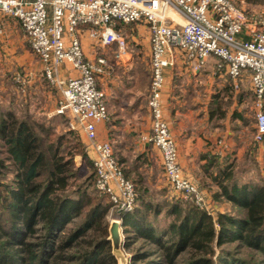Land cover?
<instances>
[{"label":"trees","instance_id":"trees-1","mask_svg":"<svg viewBox=\"0 0 264 264\" xmlns=\"http://www.w3.org/2000/svg\"><path fill=\"white\" fill-rule=\"evenodd\" d=\"M60 139L29 114L0 110V264H117L107 238L112 203L96 189L93 158L94 179L77 181L73 155L86 153ZM224 162L213 197L231 206L214 216L187 199L153 201L139 187L132 209L119 213L129 264H264V175L241 180ZM138 239L152 247L131 250Z\"/></svg>","mask_w":264,"mask_h":264},{"label":"built area","instance_id":"built-area-1","mask_svg":"<svg viewBox=\"0 0 264 264\" xmlns=\"http://www.w3.org/2000/svg\"><path fill=\"white\" fill-rule=\"evenodd\" d=\"M236 1L0 0V31L6 16L20 23L31 50L43 62L45 78L54 81L60 64L72 69L58 80L62 97L56 112L68 117L71 128L85 133L94 151L96 189L108 196L110 210H115L118 219L121 211L132 209L137 190L114 155L111 142L97 137L98 124L108 117L98 79L107 73L111 61L124 63L131 57L118 22L147 25L150 125L141 139L159 150L169 186L211 213L197 183L182 171L164 115L162 91L165 69L174 64L176 51L186 56L195 71L210 56L233 79L246 71L256 105L254 140L264 139V12L247 13ZM84 36L95 45L92 57L84 52Z\"/></svg>","mask_w":264,"mask_h":264},{"label":"rangeland","instance_id":"rangeland-1","mask_svg":"<svg viewBox=\"0 0 264 264\" xmlns=\"http://www.w3.org/2000/svg\"><path fill=\"white\" fill-rule=\"evenodd\" d=\"M236 3L247 13L264 12V0H237ZM47 10L50 14V7H48ZM126 24L124 23L121 26V30L124 33L129 49L134 53L135 58L134 62L127 67H130L129 70L136 68L138 81H145L148 76H150L147 53L149 48L147 25L141 21L132 22L128 25ZM8 28L10 27L3 26L0 31V84L7 81V91L11 96L10 98L13 97L12 110L20 116L29 114L31 119L51 128L55 133V137L61 136V146H66V149H72L73 145L79 143L86 153V156L83 157L79 153L73 155L74 165L77 168L76 179L77 181L84 179V177L87 179L85 181L94 179V167L90 162L92 156L91 146L85 133L80 129L71 128L68 123V117L63 113L56 112L59 100L62 97L61 84L58 80L65 79L70 73L67 69H64V64H60L56 70L57 75L55 73L54 81L45 78L42 74L43 62L31 50L27 35L21 28V25L16 22L13 23V36L12 34L9 35ZM82 45L87 56L92 53V47H95L92 41L86 36L82 39ZM215 64L220 67L218 61L215 62ZM58 69H62V71L58 72ZM245 73L247 72L244 71L239 77L233 79L222 68L220 73L212 74L208 70H203V66H201L198 71L192 70L191 67H187L186 69H183L181 74L177 73L176 76L180 77V82L187 79L185 81L190 83L187 86L191 93L188 94V105L191 108V104H194V109L198 104V100H200L199 98H202L204 101V94L207 92L209 86H211L212 83L216 85L218 78L223 79L225 88L224 85L221 86L222 89L224 88V91L223 93L220 92V101L223 102L225 112L231 114L233 112L235 114L237 119L234 120V117L232 118V116H230L232 119L230 118L227 123L232 129L234 125L236 130L238 129L237 132L240 135L242 144L241 152L230 161L232 171H234V174L240 179L249 180L259 179V175L264 173V165L263 162L258 160L254 152V144L257 143V141L254 140L256 105L250 80L249 78L247 79ZM218 74H220V76H218ZM17 77L20 79L17 80ZM101 87L103 86L100 85V88ZM184 87L186 86L184 85ZM2 90L3 88H0V94H2ZM179 91L183 92V90ZM141 113L145 115L144 107L141 109ZM148 129L146 131H148ZM115 153L118 162L123 167L124 173L133 180L132 176L127 172V169L132 167L130 166L133 164L132 157L126 156L125 161V158H122L124 156L123 150V156L119 154L116 149ZM132 153L135 155L137 152L131 148L130 154ZM128 160L129 166H127L128 163H126ZM224 163V161L217 162V166L215 163L213 165L214 170L217 169L218 171V168L222 167V165L224 166ZM135 166L139 168L144 167L141 162H136ZM89 173H92V176L87 178ZM144 175L145 174H140L142 178H139V181H134L136 184L135 188H137L136 190H139L140 186H145L147 188V193H149V196L153 201L162 199L168 201H181L186 199L169 186L163 173H157L154 177L153 175H150L151 178H154L153 183H150L147 178H143ZM212 196L213 194L210 193L209 197H205L208 202V210L211 211L213 216L216 211H220L218 208L226 210L231 206L230 203L222 197L217 200L218 202L212 201ZM114 215L115 210H109L107 215L108 221L110 218L114 217ZM167 220V217H164V214H161L157 222L159 224H164ZM122 236L123 242L124 234H122ZM138 245L144 246L146 249L147 247H152V245L148 246L143 240L138 239L135 241L131 250H134ZM227 246L229 247V245ZM213 248L214 251L217 252L218 248L216 246H213ZM129 256L130 251L123 249L121 246V253L117 258L118 264H129ZM185 257L186 254H183L179 259L183 261ZM141 263L142 262H138L137 264Z\"/></svg>","mask_w":264,"mask_h":264},{"label":"crops","instance_id":"crops-1","mask_svg":"<svg viewBox=\"0 0 264 264\" xmlns=\"http://www.w3.org/2000/svg\"><path fill=\"white\" fill-rule=\"evenodd\" d=\"M14 22L19 23L11 16H6L3 21L4 27H10L8 28L9 35L12 34V36ZM91 52L90 57L93 56V50ZM178 52L180 51H176L174 64L165 69V83L162 91V99L165 103L164 115L176 143L183 173L196 182L203 194L209 197L210 193L213 194L219 189L218 171L217 169L214 170L213 165L216 163L217 166V162L224 160L231 161L242 150L238 129L236 130L235 125L232 129L227 123L231 118L230 116L234 117V120L237 118L233 112L232 114L225 112L224 105L219 107L220 92L223 93L225 88L222 78H218L216 85L212 83L209 86L204 94V101L199 98L196 110L193 107L194 104H191L190 108L188 94L191 93L187 88L190 83L185 81L187 79L184 80L185 82L183 81L184 83L180 82L181 79L176 74H181L183 69L187 67L190 68L191 63L182 52ZM147 53L149 59V48ZM134 60V53L131 52V57L124 63L111 61L107 73L98 79V86L104 87L101 89L105 93L108 117L98 124L97 137L108 139L111 142L115 156L116 149L122 156V150L124 151L122 158L132 157L133 164L130 165L132 167L127 169V172L135 182L142 178L140 174H145L143 178H147L150 183H153L154 178H151L150 175L154 177L157 173H163L161 155L154 145L143 141L140 136L150 125V114L147 106L150 76L145 81H138L136 68L129 70L130 67H127ZM215 62H217L216 58L207 57L202 65L203 70H208L212 74L220 73L221 67L216 66ZM64 69H67L69 73L73 72L66 65ZM61 71L62 69H58V72ZM245 76L247 79L249 78L248 73H245ZM223 85L224 88L222 89L221 86ZM6 86L7 81L0 84V88H3L2 94H0L1 111H8L13 108V97L10 98ZM179 90H183V92ZM143 107L145 108V115L141 113ZM254 145L256 157L264 165V140ZM131 148L137 152L135 155L130 154ZM91 152L93 158L92 147ZM212 156L217 160L210 164L209 159ZM136 162H141L144 167H136ZM126 163L129 166V160ZM260 175H264V173ZM218 199H220L219 195L212 196V201L218 202ZM218 209L222 210V208Z\"/></svg>","mask_w":264,"mask_h":264},{"label":"water","instance_id":"water-1","mask_svg":"<svg viewBox=\"0 0 264 264\" xmlns=\"http://www.w3.org/2000/svg\"><path fill=\"white\" fill-rule=\"evenodd\" d=\"M107 230H108L107 238L110 240L111 252L117 260V258L121 253L122 238H123L121 237L122 234L121 219H118L117 216L110 218L108 222Z\"/></svg>","mask_w":264,"mask_h":264},{"label":"bare ground","instance_id":"bare-ground-1","mask_svg":"<svg viewBox=\"0 0 264 264\" xmlns=\"http://www.w3.org/2000/svg\"><path fill=\"white\" fill-rule=\"evenodd\" d=\"M121 237H123L122 234H121Z\"/></svg>","mask_w":264,"mask_h":264}]
</instances>
